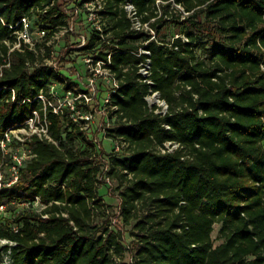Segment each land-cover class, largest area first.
I'll use <instances>...</instances> for the list:
<instances>
[{"label": "trees", "instance_id": "obj_1", "mask_svg": "<svg viewBox=\"0 0 264 264\" xmlns=\"http://www.w3.org/2000/svg\"><path fill=\"white\" fill-rule=\"evenodd\" d=\"M125 1L105 0L110 40L96 31L80 47L95 60L111 55L118 82L119 125L108 135L123 149L107 157L85 119L38 99L53 80L79 87L46 63L69 15L58 0H0V137L35 111L51 137H27L31 156L0 187V206L15 213L0 218L3 248L13 264H264V0H131L154 34L131 29ZM23 17L47 30L34 49L15 47ZM156 91L165 114L147 100ZM169 141L178 147L163 152ZM106 176L130 230L113 225Z\"/></svg>", "mask_w": 264, "mask_h": 264}, {"label": "rangeland", "instance_id": "obj_2", "mask_svg": "<svg viewBox=\"0 0 264 264\" xmlns=\"http://www.w3.org/2000/svg\"><path fill=\"white\" fill-rule=\"evenodd\" d=\"M76 2L77 0H58V4L61 5L63 11L69 15L68 21L74 22L73 24H69L72 25L73 30L65 33L64 36L52 44L53 53L51 58L46 61V63L50 66H53L57 73H60L63 76L66 82L69 84H73L71 83L72 81L77 82L79 86L78 88H81L82 91H87L86 83L89 72L86 58L93 55L81 50L80 45L83 43V35L89 39L96 31H98V29L97 24H85L83 21H81V16L75 15L74 8L77 5ZM159 4H162L160 0ZM66 8L68 10H66ZM113 23L114 18L111 15L104 16L103 23L99 24L102 28V31H100L102 38L110 40L111 33L107 32L106 30H108ZM34 25L35 27L32 28V31L35 32L37 30V24ZM35 39L37 41H41V38L39 37H35ZM95 51H98V49H95ZM78 72L81 75V79L77 77ZM115 81L116 79L111 76H102L98 78L95 82L96 91L94 93L92 90L87 91L89 95L93 96L88 105L83 101H79L78 103L80 104V107H75L74 109L70 108L72 111H74L76 121H79L80 118H83V116L88 113L93 114L94 117L90 120L88 134L90 138L92 137L94 140H96L107 157L110 155V153H115L116 147H119L116 150L117 152H120L123 149V145L119 140H115L108 135L109 130L114 129L119 125L117 116L112 111L114 108L108 102L110 95L117 88ZM53 86L55 94L57 95V97H53L54 103L62 107H68V102L65 103L66 98L72 99L74 96H77V93L74 92H72V94H68L67 90L65 89V84L58 80L52 81L49 87V92L52 91ZM147 98L149 99V102L154 100V96L152 94L148 95ZM154 104L159 106L156 109L157 112L164 110V106L160 102H154ZM38 122L35 123L34 120H30L24 125L12 128V143L7 145L5 150L2 149V155L0 158V187L3 185H9L15 179L16 170L19 168V162L16 156L19 157L22 162L31 156V149L28 147L25 141L27 137L31 136L35 130L41 131L43 120L40 118V121ZM18 138H21V140ZM16 140H19V142L17 143ZM106 163L108 164L109 162L107 161ZM108 167L109 164L107 169ZM107 169L105 167V170ZM117 185V181L112 182L110 187H107L105 184H103L101 186V195L105 198L106 202L111 204L113 207L110 212V214H114L112 219L113 225H116L122 230H130L132 229V226H126L121 218V198L120 191L116 189ZM21 206L28 208L27 204ZM40 208L41 205L39 203L34 204L35 210H40ZM14 215V211L7 210L4 206H0L1 219L9 218L12 220ZM100 217L104 218L102 216ZM101 220L102 219L99 218L98 221ZM219 227V224L215 225V231L213 235L214 238H217ZM127 235H130L129 231H127ZM7 242L9 241L6 239H0V264H13L10 251L3 248L4 244ZM126 242L131 245L129 239H127ZM125 262H132L130 252L126 254Z\"/></svg>", "mask_w": 264, "mask_h": 264}, {"label": "built area", "instance_id": "obj_3", "mask_svg": "<svg viewBox=\"0 0 264 264\" xmlns=\"http://www.w3.org/2000/svg\"><path fill=\"white\" fill-rule=\"evenodd\" d=\"M105 5H106L105 0H84L82 3H77V5L74 8V13L76 16H81L82 20H83L82 15H85V19L83 20L84 23H86V24H88V23L89 24H97L98 31H102V28L99 24L103 23L102 12L105 10ZM122 6L124 7V9L126 11L127 16L131 20V24H132L131 29L132 30H134V31H142V30L149 31L150 30V32L152 34L155 33V31L150 27L148 22H143L142 15L138 12L136 5L131 0L125 1ZM66 10H68V9L66 8ZM73 23L74 22H69L68 25H66V26L58 27V29L54 32L52 38L48 41V44L52 45L56 40H58L62 36H64L65 33L72 31L73 30L72 25H69V24H73ZM19 24H22V28L16 32L18 34L19 42H17L15 44V47H19L21 44L20 40L23 39L24 43L27 46L34 49L36 47V43H37V40L35 39V37L42 38L47 34V30L45 28H38L35 32L32 31L31 20L28 17H23L21 19V21L19 22ZM87 42H88V39L86 38L85 35H83V43L80 45V47L85 46L87 44ZM140 52L144 53L148 56L146 58V60L141 63L140 72L145 77V80H147L148 82H152L149 79V76L151 74V59L149 57L150 51L147 50L146 48H141ZM48 60L49 59H47V61ZM86 63L88 65V72H89V75L87 77V83H86V86H87L86 90L87 91L92 90V92L94 93L96 91L95 82L98 78H100L102 76H111V77L115 78L114 73L108 67L109 64L111 63V55L108 56V62H105L103 60H95L93 56H88L86 58ZM77 77L79 79H81V75L79 72L77 74ZM77 81H79V80H77ZM115 82H116V85L118 86L117 80ZM87 91H85V90L82 91L81 88H78V87H74L73 89L67 90L68 94H72V92H74V93H77V96H74L72 99L66 98L65 103L68 102V107L73 108V109L76 107L77 102H79V101L80 102L83 101L85 104L88 105V103L92 100L93 96L89 95ZM152 95L154 96V100H152L151 102H149V99L147 98L149 104L151 106H153L152 104H154V102H160L164 106V110L161 112L165 114L167 112V108H168V105L165 102V100H162L160 98V95L157 91L153 92ZM53 97H57V95L55 94V91H54V86L52 87V91L50 92V97L46 96V94L43 92H41V94L38 95V99L40 101H42L43 104L45 105L44 108H46V106L49 105V106L53 107L55 112L58 113L61 110V108H63V107L58 105V104H55ZM13 99H15V97H13ZM108 102L110 103V99H108ZM61 105H63V104H61ZM112 107L114 108V106H112ZM34 114L35 115L33 117H30L26 121V123L29 122L30 120H34L35 123L40 121L41 117L38 114V112L35 111ZM93 117L94 116L92 113H88L85 116H83L82 119H85V121H86L84 124V129L89 130L90 120ZM11 130H12V128H9L8 130H6L4 132L3 136L0 137V146L3 150H5L7 145H9V143H11L13 140V138L11 137ZM34 133H37L40 136H45L46 138L51 140V137L48 133V121H47L46 115H45L43 123H42L41 131L35 130L32 134H34ZM18 139L21 140V138H18ZM95 142H96V140H95ZM178 145L179 144L175 143V142H171V141L166 142L165 146L162 148V151L163 152H165L167 150L173 151L175 148L178 147ZM97 146L99 148H101L98 143H97ZM118 148L119 147H117V149ZM16 158L18 159L19 167H20L23 162L19 157L16 156ZM106 169H107V167H106ZM18 170H19V168L16 170V176L12 182L17 180ZM105 180L111 186L112 181L110 180V178L106 176ZM131 259H132V257H131Z\"/></svg>", "mask_w": 264, "mask_h": 264}]
</instances>
